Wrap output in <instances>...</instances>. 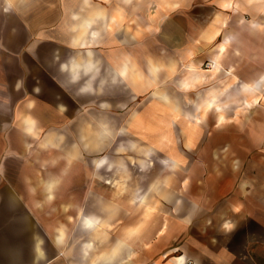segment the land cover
<instances>
[{"label":"crops","instance_id":"obj_1","mask_svg":"<svg viewBox=\"0 0 264 264\" xmlns=\"http://www.w3.org/2000/svg\"><path fill=\"white\" fill-rule=\"evenodd\" d=\"M144 196L169 219L141 221ZM115 247L112 264H264V0H0V264Z\"/></svg>","mask_w":264,"mask_h":264},{"label":"rangeland","instance_id":"obj_2","mask_svg":"<svg viewBox=\"0 0 264 264\" xmlns=\"http://www.w3.org/2000/svg\"><path fill=\"white\" fill-rule=\"evenodd\" d=\"M159 7H161V6H156V8H159ZM173 9H180V7H181V5H180V7H176V8H174V6L172 5L171 6ZM184 6H182V8H183ZM185 8V7H184ZM211 62L210 61H208L207 62V65H206V67H209V64H210ZM157 111L160 113V112H162L161 111V109L159 108H157ZM191 121L192 120H190V121H188L187 123L188 124H190L191 123ZM186 124V123H185ZM137 160V157H135V156H132L130 159H129V161H133V162H135ZM134 169H135V167H133L132 166V170H131V172H134ZM162 172L163 171V169H162V167L160 166V165H158V164H155L154 166L152 165V169L150 170V172L151 173H156V174H158L159 172ZM113 172H115V171H113ZM145 172V170H138L137 169V174H136V176H140L141 177V180H140V185H141V187L142 188H146L147 187V185H148V183H151L152 181H145V180H143V176H142V173H144ZM119 173H121V172H119ZM111 177H113V178H115V177H118L117 178V180H115L114 182H113V184H112V186L111 185H109V186H111V187H115V185H117V187L118 188H120L121 190L123 189L124 191H125V193L126 192H128L129 191V188H130V179H131V177H132V175H128L127 176V174H125V175H121V174H119V175H111ZM154 183H156L154 186H152V188H154L155 189V192H157L156 194H159V186H160V188H161V183H162V181H159V180H156ZM170 183H172L171 184V186H170ZM169 183V185L167 186V187H171L172 188V190H174V189H177V190H179V185H180V181L178 180V179H173L171 182ZM193 183L194 182H189V181H187L186 182V184H188V186H190L191 187V185H193ZM177 184V185H176ZM200 184L202 185V183L200 182ZM144 186V187H143ZM143 190V189H142ZM157 190V191H156ZM210 191V193H211V190H209ZM130 192V191H129ZM208 192V191H207ZM130 198H128V200H129ZM161 196H144L143 198H142V200L143 201H141L142 203V205H152V206H156L155 208H153V209H151V210H155L154 211V213H152V212H143V213H140L139 214V217H140V219H141V221H146V220H148V217H153V216H156L157 218H158V216L162 219V216L163 217H166L167 219H169V217H170V215L171 214H169V213H163V212H161V213H159L160 211H161V206H162V202H161ZM211 203V199L210 198H207V200L205 201V204H210ZM131 215V213H124V219H125V221L127 220V217L128 216H130ZM109 232H113V234L115 233V229H112V228H109V230H108ZM127 232H130V230H128V229H124V236H127L128 235V233ZM155 232H156V237L155 238H158L159 237V234H160V232H163V229H156L155 230ZM144 232L141 230V235L143 234ZM109 237H110V235H108ZM154 237V236H153ZM115 240V238L113 237V240L112 241H114ZM112 244L111 243H109L108 244V247H109V249L112 247L111 246ZM151 263H153V261H145V262H140V264H151ZM158 264H160V262H157ZM156 263V264H157ZM124 264H132V262H130V261H125L124 262ZM206 264H209V263H206Z\"/></svg>","mask_w":264,"mask_h":264},{"label":"bare ground","instance_id":"obj_3","mask_svg":"<svg viewBox=\"0 0 264 264\" xmlns=\"http://www.w3.org/2000/svg\"><path fill=\"white\" fill-rule=\"evenodd\" d=\"M223 5H224V6H228V5H227V1H224ZM226 41H227V39H225L224 42H226ZM224 45H225V43H221V48H223ZM102 163H103V160L98 161V163H97L98 168L100 167V165H101ZM98 220H99V218L96 217V216H94V215H92L91 217H87V218H86V222H87V224H88V225H91L92 228H95V227L98 225V222H97ZM63 235H64L63 231H60V233H59V238H62ZM118 248L120 249L121 247H115L114 250H113V252L108 253V256H107L108 264H112V259L114 258L115 254L117 253ZM176 262H177V264H184V262H185V257H178V258L176 259Z\"/></svg>","mask_w":264,"mask_h":264}]
</instances>
